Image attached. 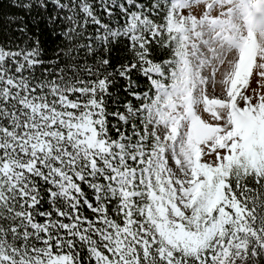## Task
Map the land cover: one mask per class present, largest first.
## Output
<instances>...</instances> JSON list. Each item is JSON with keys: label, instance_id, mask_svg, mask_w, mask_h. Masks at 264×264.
I'll use <instances>...</instances> for the list:
<instances>
[{"label": "snow or ice", "instance_id": "snow-or-ice-1", "mask_svg": "<svg viewBox=\"0 0 264 264\" xmlns=\"http://www.w3.org/2000/svg\"><path fill=\"white\" fill-rule=\"evenodd\" d=\"M0 264H264V0H0Z\"/></svg>", "mask_w": 264, "mask_h": 264}]
</instances>
